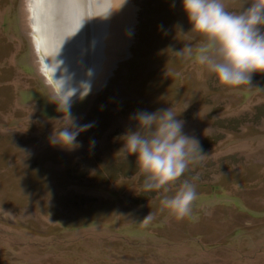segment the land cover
Masks as SVG:
<instances>
[{
  "label": "rangeland",
  "instance_id": "rangeland-1",
  "mask_svg": "<svg viewBox=\"0 0 264 264\" xmlns=\"http://www.w3.org/2000/svg\"><path fill=\"white\" fill-rule=\"evenodd\" d=\"M89 10L88 77L69 99L91 126L67 151L48 143L67 120L56 121L51 99L63 98L42 71L27 0H0V264H264V73L227 86L174 58L175 26L190 27L180 0H89ZM168 107L204 156L167 192H146L121 136L134 112ZM184 180L197 196L178 218L159 199Z\"/></svg>",
  "mask_w": 264,
  "mask_h": 264
},
{
  "label": "clouds",
  "instance_id": "clouds-1",
  "mask_svg": "<svg viewBox=\"0 0 264 264\" xmlns=\"http://www.w3.org/2000/svg\"><path fill=\"white\" fill-rule=\"evenodd\" d=\"M180 7L190 25L187 31L175 26V39L182 37L183 46L168 52L181 60H194L227 86H249L251 75L264 73V0H238V10H227L226 0H180ZM167 30L164 31L166 34ZM199 42L194 43L196 38ZM70 95L51 99L56 103L66 124L54 126L49 133L50 146L71 151L78 148L77 135L91 125H78L70 111ZM63 96V94H61ZM179 112L168 107L148 112L138 110L130 119L135 127L122 134L118 150L126 161L135 155L138 173L143 176L144 191H158L178 180L194 159L202 158L198 142L182 132ZM197 193L195 186L184 180L172 195L159 199L162 208L178 218L191 214ZM151 218L149 213L143 220Z\"/></svg>",
  "mask_w": 264,
  "mask_h": 264
},
{
  "label": "bare ground",
  "instance_id": "bare-ground-1",
  "mask_svg": "<svg viewBox=\"0 0 264 264\" xmlns=\"http://www.w3.org/2000/svg\"><path fill=\"white\" fill-rule=\"evenodd\" d=\"M27 6L31 37L44 76L60 97L75 93L84 53V22L90 15L89 0H27Z\"/></svg>",
  "mask_w": 264,
  "mask_h": 264
},
{
  "label": "water",
  "instance_id": "water-1",
  "mask_svg": "<svg viewBox=\"0 0 264 264\" xmlns=\"http://www.w3.org/2000/svg\"><path fill=\"white\" fill-rule=\"evenodd\" d=\"M88 2V0H87ZM89 15V12H88ZM41 24V23H40ZM85 27H86V34H85V39H84V53H83V59H82V65H81V69H79L78 71V79H77V83H78V88L76 90L75 93H73V97L77 96L80 92L78 89L82 88V85L84 86L88 77V71L90 68V63H91V58H92V48L94 46V40H93V36H94V23H93V19L90 18L89 15V19H85ZM48 53V52H47ZM80 72V73H79Z\"/></svg>",
  "mask_w": 264,
  "mask_h": 264
},
{
  "label": "crops",
  "instance_id": "crops-1",
  "mask_svg": "<svg viewBox=\"0 0 264 264\" xmlns=\"http://www.w3.org/2000/svg\"><path fill=\"white\" fill-rule=\"evenodd\" d=\"M104 6H102L101 8L103 9Z\"/></svg>",
  "mask_w": 264,
  "mask_h": 264
}]
</instances>
